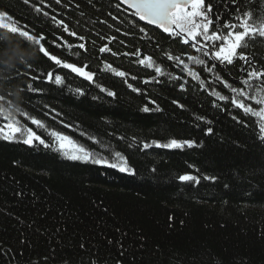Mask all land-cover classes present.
Returning a JSON list of instances; mask_svg holds the SVG:
<instances>
[{
	"label": "trees",
	"instance_id": "obj_1",
	"mask_svg": "<svg viewBox=\"0 0 264 264\" xmlns=\"http://www.w3.org/2000/svg\"><path fill=\"white\" fill-rule=\"evenodd\" d=\"M208 2L220 23L236 22L237 5L231 0ZM240 2L241 12L259 15L264 9V0ZM35 6L49 15L37 13ZM0 12L30 34L43 35L41 43L51 55L87 65L85 70L95 74L90 82L56 65L17 34L0 39V110L51 145L0 139V264H264L259 122L235 108L230 103L234 93L215 79L219 75L244 87L241 81L251 70L247 64H220L143 21L133 27L136 18L119 0H45L44 5L0 0ZM52 16L77 36L64 32ZM80 43L87 51L67 47ZM106 44L112 51L100 53ZM137 50L140 56L134 55ZM166 54L179 56L197 72L203 88ZM247 55L253 67L264 69V43L250 46ZM143 56H152L164 74L140 65ZM189 56L217 67L209 73ZM105 64L127 75L118 77ZM49 72L64 83L48 82ZM213 90L229 99L220 101L210 95ZM52 132L110 163L121 153L134 174L68 159ZM171 139L195 146L143 148ZM185 174L199 177L200 183L181 182Z\"/></svg>",
	"mask_w": 264,
	"mask_h": 264
},
{
	"label": "snow or ice",
	"instance_id": "obj_2",
	"mask_svg": "<svg viewBox=\"0 0 264 264\" xmlns=\"http://www.w3.org/2000/svg\"><path fill=\"white\" fill-rule=\"evenodd\" d=\"M57 4L61 0H55ZM28 3V0H25ZM121 4L127 6V9L131 10V15L135 17L132 21V26L136 27L138 21H143L147 25H154L161 29L164 33H167L170 37L178 38L180 43L188 45L195 49L197 52H202L205 57H209L211 60L217 61L220 64L232 65L234 61H243L249 66L251 70L247 71V76L241 81L244 87L237 88L223 80L219 75L216 76V81L220 82L225 88H228L233 97L230 103L237 109L241 110L245 115L255 117L259 122V139L264 141V69H258L253 67L251 60L247 55V50L250 46L257 42L264 43V9H262L259 15L254 14L252 10H246L241 12L243 3H238V0H231L232 4H236L235 12L238 13L234 16L235 23L230 21H224L220 23L219 14L214 13V6L211 2L206 3V0H120ZM40 4L44 5L45 0H40ZM47 6V5H45ZM116 7L119 9L120 4ZM34 10L37 13H42L44 16H48L47 12H44L42 7L35 6ZM58 27H63V31L71 36H77L75 32L69 31V28L62 20H57L55 16L50 17ZM7 19L9 22H4ZM223 29V31L221 30ZM2 30H7L2 31ZM139 32L144 33L145 28L140 27ZM9 34H17L23 38L25 42H31L33 45L38 46V51L53 61L56 65L65 69H69L72 73H75L84 79L92 82L94 80V73L86 71L87 65L78 67L73 63H67L51 55L41 43L45 40L43 35L39 37L30 34L29 31L24 30L21 26L17 25L12 17L7 16V13L0 12V39L9 36ZM80 40H84L83 36L78 37ZM111 39H115L112 37ZM111 42V40L109 41ZM66 43V42H65ZM67 47H78L84 51H87L85 44L79 45H67ZM111 48L108 45H104L99 48L100 53L111 52ZM116 55V53H112ZM127 55V53H125ZM134 55L140 56L139 50ZM168 60H175L179 64L183 65L184 70L193 79L197 80L203 88L205 82L201 79L200 75L189 68L188 64L184 63L179 56H173L166 54ZM189 60H192L196 65H200L209 73H213L216 69V64L208 65L205 60L197 57L189 56ZM138 63L147 68L154 69L155 73L163 75L161 67L156 66L152 56H143L138 60ZM105 70H110L118 77H125L127 73L118 71L110 64H105ZM35 79V77H34ZM45 79L48 82L55 83L56 85H62L64 79L60 75H55L53 80V74L47 73ZM180 79V77H176ZM259 82L261 85L259 88H254L253 82ZM147 82V81H146ZM31 88V86H29ZM129 88L134 92H138L139 89L133 88L131 84ZM183 89V84L181 85ZM246 89H254L255 94L246 91ZM34 91H41L40 89H33ZM80 94H83L80 89H76ZM101 91H107L101 88ZM108 96H114L115 93L107 91ZM210 95L215 96L220 101H227L229 98L222 95L218 91H211ZM245 100L254 101L256 105L260 107L258 109L253 108L251 104H246ZM214 106H216L214 104ZM144 112H149L148 107L142 109ZM0 115L6 121L4 124H0V139L5 141H21L25 145H33L34 142H38L45 147H51L46 144L31 127H25L17 121L14 116L5 110H0ZM235 119V117H233ZM31 123L37 127L44 128L45 125L42 121L35 118H30ZM203 119V118H198ZM210 123V122H209ZM212 128L207 129L206 134H211ZM51 135L59 143V150L63 152V155L73 161L91 162L96 165H103L113 169H118L121 173L134 174L133 169L128 166L127 160L121 153L116 152L115 157L117 162L110 163L104 158H96L92 153L86 150L84 147L76 144L69 137L64 136L58 132H52ZM165 149H183L185 146L192 148L195 146L194 141L185 140L178 141L171 139L167 143H159L153 141L152 144L145 143L143 148L147 149L152 146ZM181 182H194L200 183V178L194 175H181L178 178ZM204 179L215 180V177H204Z\"/></svg>",
	"mask_w": 264,
	"mask_h": 264
},
{
	"label": "water",
	"instance_id": "obj_3",
	"mask_svg": "<svg viewBox=\"0 0 264 264\" xmlns=\"http://www.w3.org/2000/svg\"><path fill=\"white\" fill-rule=\"evenodd\" d=\"M120 1V0H119ZM124 5V4H123ZM125 7H127L126 5H124ZM130 10V9H129ZM151 26H153V27H156V26H154V25H151Z\"/></svg>",
	"mask_w": 264,
	"mask_h": 264
},
{
	"label": "rangeland",
	"instance_id": "obj_4",
	"mask_svg": "<svg viewBox=\"0 0 264 264\" xmlns=\"http://www.w3.org/2000/svg\"><path fill=\"white\" fill-rule=\"evenodd\" d=\"M4 22H7L6 20H4ZM59 144V143H58Z\"/></svg>",
	"mask_w": 264,
	"mask_h": 264
}]
</instances>
